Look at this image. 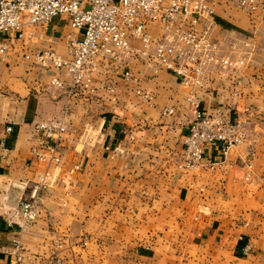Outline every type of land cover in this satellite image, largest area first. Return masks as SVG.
Masks as SVG:
<instances>
[{"label":"crops","instance_id":"0c3cea01","mask_svg":"<svg viewBox=\"0 0 264 264\" xmlns=\"http://www.w3.org/2000/svg\"><path fill=\"white\" fill-rule=\"evenodd\" d=\"M211 3L213 36L223 51L235 41L254 48L239 97L230 80L219 78L201 94L206 112L231 110L232 120L248 122L254 138L233 148L224 164L207 148L204 160L211 165L177 169L193 121L189 89L176 75L147 66L145 56L131 64L138 84L127 82L122 70H102L94 75V93L72 96L65 71L23 57L53 50L70 59L68 42L82 32L65 18L33 29L17 42L9 64L0 63V264L12 261L16 239L30 257L27 264H264V21L252 25L223 0ZM150 30L163 34L157 24ZM55 77L66 89L51 84ZM105 82L115 87L116 101ZM62 118L68 132L61 163L38 161L36 125ZM76 165L81 169L67 177ZM43 175L49 183L37 200L38 219L21 233L5 214L20 198L29 200ZM172 248L181 251L172 255Z\"/></svg>","mask_w":264,"mask_h":264},{"label":"built area","instance_id":"2783aa9c","mask_svg":"<svg viewBox=\"0 0 264 264\" xmlns=\"http://www.w3.org/2000/svg\"><path fill=\"white\" fill-rule=\"evenodd\" d=\"M223 1L245 14L252 25L264 21V0ZM214 15L211 0H0V63L9 64L17 42L31 36L33 29H48L58 17L82 32L68 42L71 58L64 59L53 50L24 53L23 57L43 68L65 71L71 77V85L67 87L71 96L94 93V75L102 70H122L127 82L138 84L140 78L133 74L131 64L145 56L147 66L176 75L189 89L186 102L193 121L184 136L179 168L194 171L212 164L204 160L207 148L217 150L219 162L224 164L233 148L254 139L248 122L233 121L231 110L211 114L202 108L201 94L210 92L216 78L230 80L232 95H241L243 70L254 49L249 42L235 41L223 51L222 43L213 36ZM153 24L163 29L160 37L151 34ZM51 84L66 89L57 77ZM103 88L113 101L117 100L116 89L110 82H105ZM138 94L148 102L152 99L147 92L139 90ZM172 113L173 109L167 110V114ZM36 130L42 135L41 147L34 150L37 160L60 164V146L68 132L65 119L39 123ZM80 169L76 165L67 177ZM48 183V176H41L29 200L20 198L5 214L10 227L23 233L36 223L37 200ZM11 251L10 264H27L30 260L20 239L13 241ZM242 251L248 256L252 249L246 245ZM52 264L70 263L54 259Z\"/></svg>","mask_w":264,"mask_h":264},{"label":"rangeland","instance_id":"374dc122","mask_svg":"<svg viewBox=\"0 0 264 264\" xmlns=\"http://www.w3.org/2000/svg\"><path fill=\"white\" fill-rule=\"evenodd\" d=\"M183 147H184V142H183ZM183 149H184V148H183ZM179 162H180V161H178V162H177V165H176L177 169H179L180 171H183V172H187L186 170H183V169H180V168H179ZM248 182H250V181H248ZM171 235H172V237H171V242H172V241L176 240V239H175L176 237L174 236V233L171 234ZM180 251H181L180 249H174V248L171 249V253H172V255H173V254H178Z\"/></svg>","mask_w":264,"mask_h":264}]
</instances>
